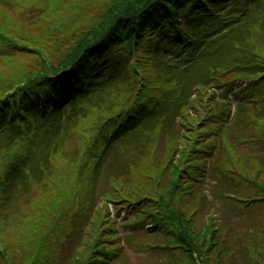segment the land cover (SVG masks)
<instances>
[{"label":"trees","instance_id":"16d2710c","mask_svg":"<svg viewBox=\"0 0 264 264\" xmlns=\"http://www.w3.org/2000/svg\"><path fill=\"white\" fill-rule=\"evenodd\" d=\"M156 1L161 2L162 0H121V2L116 3L108 10V16L105 21L100 24L99 28L93 31L81 47L78 48V53L68 56L65 62H61L56 65L45 61L47 60L45 59L43 60L45 61L43 66L47 67V70L44 69L42 72H35V74L37 76H42L46 74L47 71L55 72L58 69L66 67L69 62H72L74 58L76 59L77 56H79V52H82L83 48L91 46L92 43L95 44V42L100 38L108 39V32L110 30L112 31L113 28L116 29H114L115 31L119 32L122 29V23L119 21L123 18L132 20V18L139 12L138 7L140 4L143 3L140 6V8H142L144 6H151V4ZM164 1L170 4L173 3L174 5L180 4L179 0ZM190 1L194 5L198 3L195 5V8L193 7L195 11L201 10V12H205L206 10H212L211 7L222 8L220 3H223L225 0ZM159 14L166 20H170L171 17V19L174 18L177 23L181 22L176 7H174V10L170 13H165L163 10L162 12H159ZM128 21L129 20L126 22ZM117 22H119V24ZM131 24L132 23L129 25ZM230 30H244L248 32L246 33L247 38L250 40L248 60L251 68L253 69L251 70L252 72L250 75L264 78V11L259 12V14L252 15L248 20H242L236 27H232ZM131 44H135L134 40ZM143 56L149 57L150 54L144 53ZM220 60L221 56H217L216 58L207 61V64L200 69V77L204 82H207L212 77V73L216 72V67ZM139 74L147 81L152 80L151 71L148 69H143ZM31 79L32 77H25L24 81L30 82L32 81ZM29 85L30 84L19 85L18 89L23 91L28 88ZM177 85L175 102L169 106L170 108L168 113L164 117L165 123L172 127L173 130L178 129V124L181 119L187 115L189 109L195 108L199 111V108L195 107V100L191 98V94L199 91V85H190L189 89H191V91L189 90L187 94L185 93L187 84L184 85L182 82H178ZM9 90H14V88L8 89L7 87H3L0 90V96L8 94ZM200 100L201 99H199V101ZM180 101H183V104H180ZM177 118H179V122H177ZM190 120L195 122L196 118L190 117ZM182 128L185 129L183 126ZM169 154L170 153L166 154V160L169 161L170 168L164 176L159 178V182L164 184L166 188L165 190L158 191L159 196L156 197L158 203L156 210H158V212L154 211L152 214L151 212L146 213V211H144L142 215H144L143 218L147 221L150 220L149 230L153 231L155 236L159 237L157 234L160 235L166 231L165 233H167V235L171 236V238L175 239V241H179V243L175 244L172 243V241L167 240V242L172 243L169 244L168 247L162 246L161 248H158L156 243L153 244L152 247H155L157 250L165 249L171 252L172 247L176 246L175 248L181 251V256L188 260V264H198V262H203L204 264H215L212 260L220 259V261H223V257L226 256L231 260L232 264H264V246H261L254 241L256 240L255 238H260L262 236V231L264 232V187L262 185L260 186L258 183L256 184L257 189H259L256 198L245 197L241 200H236L235 198L230 199L227 197L228 201H220L216 196L207 195L203 201V204H206L205 208L213 207L215 204H224L223 207H217L220 223L217 226L219 230L214 227L210 228L207 224H204L203 226L196 225L191 220L194 216V213L192 212L193 208L188 209L185 203H180V200L185 198L183 196L188 198L186 195V188L184 187L187 181L183 167L189 166L188 164L190 161L184 153L180 155L178 162L169 159ZM238 155L240 157H237L236 154L233 155L236 161L232 159L230 168L237 169L240 173H242L240 171L241 166L243 169L248 168L250 171L255 170V168H261L253 164L251 159L246 160L244 158V154L242 155L238 153ZM221 164L222 162L217 160L213 164V172H221ZM234 169H231L230 172L233 173ZM261 169L264 170L263 168ZM240 176L243 179H249L245 174H240ZM233 181H235L234 178H231V180L226 178L224 179L223 185L227 182L226 187L228 192H233V190L227 186ZM234 185L231 184L232 187H234ZM183 191L184 193H182ZM198 201L199 199L197 197L191 196V200L189 202ZM189 202L187 201L186 203L190 204ZM174 204L179 205L178 208L175 207ZM229 223L233 224L230 229L227 228ZM161 224L166 226L163 227ZM213 225L214 223H212V226ZM171 228L175 229L173 233L168 231ZM248 230L252 231V233H249ZM218 232L225 233V235H220ZM262 237L264 238V236ZM5 241L6 239L3 240V242ZM3 245L4 243L0 245V260L5 261L3 264L27 263L28 256L26 254H24L20 259H10L12 254H15L16 256L21 255L18 244L12 245L9 250H7L6 247H3ZM32 262L33 259L30 260V263ZM78 264H84V262H79Z\"/></svg>","mask_w":264,"mask_h":264},{"label":"rangeland","instance_id":"374dc122","mask_svg":"<svg viewBox=\"0 0 264 264\" xmlns=\"http://www.w3.org/2000/svg\"><path fill=\"white\" fill-rule=\"evenodd\" d=\"M111 3V0H51V2L46 1V3L45 0H14L9 8L0 6V31L4 37L17 40L19 45L26 43L32 48L29 52L18 49L19 53L15 57L3 58L0 61V78H13L14 76L18 78L34 72L38 69L40 56L46 57L50 61H57L67 52L73 51L77 42L80 43L84 36L83 41H85L90 30L95 28L92 27L97 25L96 23L101 20L100 18H104L106 9ZM32 6H34L32 11H28ZM22 38L24 39L22 40ZM240 168L242 174L251 180L248 179L247 182L243 183L239 179L240 177L233 174L239 184L237 189L246 191L248 196L256 197L259 190L256 184L264 187V170L255 168V170L250 171L248 168L243 169L242 166ZM228 173L232 175L230 170ZM49 193L52 196V193ZM56 197L51 202L46 201L45 195L41 197L39 201L41 207L33 213L31 221L20 225L23 228L22 239H27L31 229L42 218L45 221L49 216V211H51L52 202L60 201ZM205 216L203 215V218L196 216L194 220L192 217L191 220L197 225H202L205 222L212 228L211 223L205 221ZM1 231L0 228V240H3L5 238L1 237L3 234ZM15 233L14 231L13 235ZM218 234L225 235L221 232ZM125 251L136 264H142V261L147 262L144 264H166L164 257L156 258V256H149L131 248H126ZM34 253L32 251L29 255L32 256ZM12 258L18 259L19 255L12 254L10 259L12 260ZM178 261L181 259L173 261L172 264H176ZM3 263L5 261L0 260V264Z\"/></svg>","mask_w":264,"mask_h":264}]
</instances>
